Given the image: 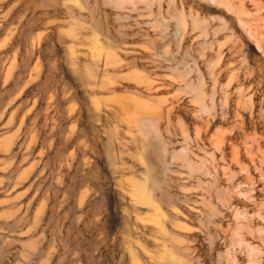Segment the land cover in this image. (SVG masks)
<instances>
[{
	"label": "rangeland",
	"instance_id": "374dc122",
	"mask_svg": "<svg viewBox=\"0 0 264 264\" xmlns=\"http://www.w3.org/2000/svg\"><path fill=\"white\" fill-rule=\"evenodd\" d=\"M0 264H264V0H0Z\"/></svg>",
	"mask_w": 264,
	"mask_h": 264
}]
</instances>
